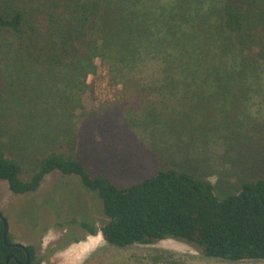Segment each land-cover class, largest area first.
I'll return each mask as SVG.
<instances>
[{"label":"trees","instance_id":"obj_1","mask_svg":"<svg viewBox=\"0 0 264 264\" xmlns=\"http://www.w3.org/2000/svg\"><path fill=\"white\" fill-rule=\"evenodd\" d=\"M0 35L10 76L24 68V57L35 69L60 66L64 99L67 91L84 90L97 56L129 82L148 62L160 65L164 86L181 85L192 98L227 101L235 85L264 82V0H0ZM55 170L80 177L107 216L100 226L73 217L75 233L101 232L118 246L171 236L207 256L264 259V177L244 178L222 195L206 178L169 166L122 186L73 149H61L41 157L23 179L21 162L0 149V180L14 193L36 192ZM3 230L0 220V264H20L7 263L8 253L25 260V251L7 245ZM26 247L35 264V245Z\"/></svg>","mask_w":264,"mask_h":264},{"label":"rangeland","instance_id":"obj_2","mask_svg":"<svg viewBox=\"0 0 264 264\" xmlns=\"http://www.w3.org/2000/svg\"><path fill=\"white\" fill-rule=\"evenodd\" d=\"M24 59L13 79L0 51V149L21 162L23 179L41 157L61 149H73L122 186L169 166L206 178L222 195L244 178L264 177V82L235 85L227 101L192 98L181 85L164 86L160 65L148 62L129 82L97 56L84 90L67 91L64 99L56 80L63 69H35ZM0 208L12 240L35 245V264H264L207 256L171 236L118 246L101 232L76 230L83 236L76 241L73 217L100 226L107 216L80 177L58 170L27 194L0 180Z\"/></svg>","mask_w":264,"mask_h":264},{"label":"water","instance_id":"obj_3","mask_svg":"<svg viewBox=\"0 0 264 264\" xmlns=\"http://www.w3.org/2000/svg\"><path fill=\"white\" fill-rule=\"evenodd\" d=\"M0 220L2 221V224H3V237H4V242L6 244H10V245H15V244H18V245H23V247L26 249L27 251V254H28V262L31 260V254L29 253V250L27 249V247L22 244V243H16V242H9V223H8V219L7 217L5 216V214L3 213V211L1 210L0 208ZM14 254H10L7 256V259L6 261L8 262L9 259L13 256Z\"/></svg>","mask_w":264,"mask_h":264},{"label":"flooded vegetation","instance_id":"obj_4","mask_svg":"<svg viewBox=\"0 0 264 264\" xmlns=\"http://www.w3.org/2000/svg\"><path fill=\"white\" fill-rule=\"evenodd\" d=\"M7 245L13 246V245H10V244H7ZM23 249L25 251V260H20L19 258H17V256L14 253H8L7 256L10 255V254H14L11 258H15L18 263H20V264H29L31 261L28 262V254H27V251H26L25 248H23ZM6 259H7V257H6Z\"/></svg>","mask_w":264,"mask_h":264},{"label":"bare ground","instance_id":"obj_5","mask_svg":"<svg viewBox=\"0 0 264 264\" xmlns=\"http://www.w3.org/2000/svg\"><path fill=\"white\" fill-rule=\"evenodd\" d=\"M74 256L73 255H71L70 257H69V259H71V258H73Z\"/></svg>","mask_w":264,"mask_h":264}]
</instances>
